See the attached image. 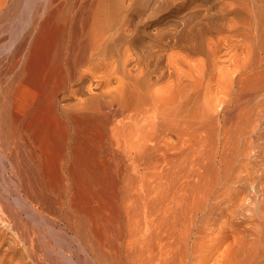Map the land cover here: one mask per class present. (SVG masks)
Listing matches in <instances>:
<instances>
[{"label":"bare ground","instance_id":"1","mask_svg":"<svg viewBox=\"0 0 264 264\" xmlns=\"http://www.w3.org/2000/svg\"><path fill=\"white\" fill-rule=\"evenodd\" d=\"M0 166L32 264H264V0H0Z\"/></svg>","mask_w":264,"mask_h":264},{"label":"rangeland","instance_id":"2","mask_svg":"<svg viewBox=\"0 0 264 264\" xmlns=\"http://www.w3.org/2000/svg\"><path fill=\"white\" fill-rule=\"evenodd\" d=\"M1 172H2V167L0 166V182H3L4 179H3ZM0 187H1V183H0ZM174 206H176V203H174ZM9 210H10L9 212H13V211L20 212V216H21L20 220L22 221V225H21L22 228L28 231L30 236L34 238V242L36 243V245L39 248L41 247L43 249V252L46 254V256L52 259V261L54 262L57 261L58 262V263L56 262L57 264H70L67 260H64L61 257H58V255L49 252L51 247L55 248L56 250H60L56 242L59 240L58 238H60L59 243L62 246V248L67 252V254H75V259L78 260L81 264H99L97 263L96 260H93L90 257L88 256L86 257V255H83L84 253L83 252L81 253V251L79 252V250L70 251L69 247L66 246L67 243H65L69 239V236L65 234L64 232H60V231L67 229L66 224L63 220L59 219L57 215L50 212V210L39 209L44 215H46L50 224L55 227L53 232H51L50 228H48V226L45 225V223L39 220L35 221L34 217H31V216L29 217V215L27 214L25 210L24 211L22 209H9ZM90 210L91 209H89L88 211ZM0 215H1V212H0ZM0 235H3L7 241V244H6L7 246L5 245L4 247L5 249L3 248V250L0 251V259L3 256L6 257L7 258L6 264H10L11 261H13V263L15 264V261L17 262V260H22L23 262H26V264H32L31 262H29V259L27 258V256L22 257V255L25 254L24 247L20 246V247H17V249L14 248L10 251L6 250L7 247L11 246V243L14 241L16 237L15 231L11 227H8L7 225H3L2 223H0ZM63 240L64 242H61ZM47 248L49 251L47 250ZM11 256L13 257V260L9 259L11 258ZM49 261L51 262V260Z\"/></svg>","mask_w":264,"mask_h":264}]
</instances>
